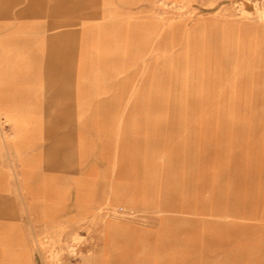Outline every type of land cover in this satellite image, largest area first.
<instances>
[{"label": "rangeland", "instance_id": "1", "mask_svg": "<svg viewBox=\"0 0 264 264\" xmlns=\"http://www.w3.org/2000/svg\"><path fill=\"white\" fill-rule=\"evenodd\" d=\"M0 264H264V0H0Z\"/></svg>", "mask_w": 264, "mask_h": 264}, {"label": "crops", "instance_id": "2", "mask_svg": "<svg viewBox=\"0 0 264 264\" xmlns=\"http://www.w3.org/2000/svg\"><path fill=\"white\" fill-rule=\"evenodd\" d=\"M114 227H115V223H113V222L106 226V228H107L106 229V235H107L106 236L107 237L106 240L107 239L109 240L111 238L110 236L113 234Z\"/></svg>", "mask_w": 264, "mask_h": 264}, {"label": "bare ground", "instance_id": "3", "mask_svg": "<svg viewBox=\"0 0 264 264\" xmlns=\"http://www.w3.org/2000/svg\"><path fill=\"white\" fill-rule=\"evenodd\" d=\"M121 226V225H120Z\"/></svg>", "mask_w": 264, "mask_h": 264}]
</instances>
